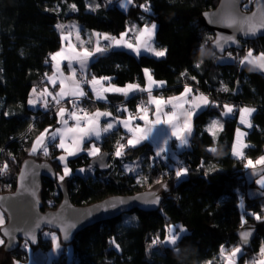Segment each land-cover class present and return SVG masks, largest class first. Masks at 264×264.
<instances>
[{
	"label": "trees",
	"instance_id": "trees-1",
	"mask_svg": "<svg viewBox=\"0 0 264 264\" xmlns=\"http://www.w3.org/2000/svg\"><path fill=\"white\" fill-rule=\"evenodd\" d=\"M117 1L0 0V165L5 161L8 163L7 173L0 175V192L15 188L21 164L29 157L49 160L56 173L62 174V164L56 159L59 150L53 144L49 145L50 155L47 157L42 153L30 155L29 152L39 132L57 122L55 110L28 104L33 87L42 85L45 74L52 71L49 54L61 45L56 24L75 19L85 29L118 34L130 20L137 25L155 22V39L159 46L169 51L188 47L177 63L148 53L138 57L125 48H115L97 56L90 64L88 75L109 76L118 85L129 82L143 85L146 82L143 69L149 68L155 78L166 81L167 85L161 91L163 94L180 93L189 84L207 94L220 107L205 109L195 121L191 145L175 157H156L149 142L126 147L125 154L116 157L117 141L124 142L125 139L118 128L100 142L101 151L111 153L105 169L95 168L91 164L92 157L81 153L70 158L68 165L72 171L82 167L84 172H72L63 183L56 178H43L39 195L46 205L49 200L55 201L56 206L61 202L59 184L67 188L75 204H88L112 194L147 189L158 190L163 196L157 210L127 212L132 215L130 222L123 221L124 213L82 229L69 243L71 255L65 250L69 244L61 240L63 248L54 264H225V258L220 254L221 245L226 251L240 245L243 252L237 262L249 264L260 245L264 244V226L249 247L241 245L235 232L242 226V218L247 222L264 221L256 220L253 215L264 217V196L248 198L249 185L244 175L248 169L246 160L256 159L264 152V73L250 72L246 66H240L238 60L250 47L256 52H264V36L257 40H243L242 50L233 48L219 54L207 39L214 38V32L207 29L200 18L203 11L214 8L219 0H148L151 9L148 12L139 7L145 0H134L127 10ZM89 3L101 6L91 11L87 7ZM71 4H75L78 10H70L68 6ZM250 6L243 9L249 10ZM201 45L208 54L201 53ZM229 52L237 59H228ZM201 61L197 68L195 65ZM184 72L186 75L181 76ZM193 76L195 80H192ZM223 86H227L228 91H223ZM137 98L125 100L122 95L115 96L117 102L130 105H134ZM227 103L237 110L241 106L256 109L251 116L252 130L246 137L250 145L245 148L246 159L235 157L232 145L236 128L245 132L248 128L240 124L237 110L229 116L221 115L223 105ZM5 112L10 115L5 116ZM215 117L220 118L224 127L214 141L207 129ZM213 145L218 149L216 153L207 150ZM136 158H140V165L135 171H126V164ZM179 165L189 171L177 179L175 169ZM110 184L115 188L111 189ZM253 185H257L256 182ZM241 201H244L243 211L239 206ZM169 225L175 226L177 231L180 226L186 229L177 245H152L157 236L164 239ZM113 238L119 249L111 242ZM51 242L52 238L44 236L43 232L37 245L28 244L26 248L25 240H22L15 250L7 252H3V246H0V264L25 260L29 247L46 249Z\"/></svg>",
	"mask_w": 264,
	"mask_h": 264
},
{
	"label": "snow or ice",
	"instance_id": "snow-or-ice-1",
	"mask_svg": "<svg viewBox=\"0 0 264 264\" xmlns=\"http://www.w3.org/2000/svg\"><path fill=\"white\" fill-rule=\"evenodd\" d=\"M134 0H121V7L127 9L129 5H132ZM241 0H229L228 3V11L223 16L214 17L211 22L212 23H221L226 25L227 27L236 28L238 31H243L245 36H256L257 34L264 33V0H247L246 3L243 4V7L246 9L250 4L255 6V10L251 12V15H244L240 12ZM100 4H92L89 3L87 5L88 9L91 11H95L99 8ZM70 10L77 11V6L75 4H71L68 6ZM145 12L150 11V5L148 0H145L144 4L139 5ZM57 11L59 9H56ZM204 16L208 17L209 13H204ZM57 30L61 33L62 47L60 50L55 53H50V61L53 65V73L49 76L47 73L45 74L48 82L55 86L59 83V91H50L47 87L42 90H39L34 86L32 92L30 94V98L28 100V104L35 106L39 101H42V106L45 109L49 108V100L48 97H51V101L58 107V111L56 113L58 117V123L61 125L54 130H51V126L46 128L36 139L33 141L32 147L29 150L30 155H35L37 153H42L45 157L49 156V143H53L55 147L62 150V154L56 159L61 162L62 174L53 173L55 178L63 183L64 180L71 176L72 169L68 167V157L75 156L81 151H86L88 155L97 158L103 155L101 153V149L97 146L93 140L99 141L102 137V134L110 132L112 129L116 127L117 124H123L125 128L128 129L132 135L127 139V143H121L117 141L114 155L116 157H122L125 154L126 147H135L141 141L149 139L150 135L156 131L160 132L157 126L165 125L171 129V136L168 137L167 133L164 135L167 137L163 140L164 145L168 144V140L171 138H175L178 141L179 147H187L189 145V138L192 134V117L197 114L198 110H203L206 107L214 106L220 107L216 101L210 100L208 96H205L203 93H199L198 95H192V87L190 85H185L183 92L179 96L169 97L165 100L162 97H155L152 95L153 87H162L166 82L164 81H156L152 75V71L149 68H144L143 72L147 80V85L145 87H141L137 83H128L124 87H118L111 83V77H99L92 75L91 79L88 78L85 70L87 68V64L90 58L95 53L105 52L110 48L114 47H126L130 51H132L136 56H141L143 53H149L157 58H161L166 56L167 48H157L154 44L155 31L157 28V24L155 22L145 23L142 28H138L136 25H132L125 32H122L119 37L111 36L107 33H92V36L96 38L95 47L89 50V48L85 47V41L81 40L80 37V28L76 24L64 25L57 24ZM75 33V39L79 42V48H77L76 44L72 43L71 37ZM129 33L133 34V38L129 39ZM217 49L220 51L224 50V45L228 43H235L239 45V41L236 40L235 35L224 36L222 34H217L215 39L212 37H208ZM105 40L108 41L106 47L100 46V41ZM134 41V42H133ZM64 42H67L66 45ZM207 42V41H206ZM91 43V40L88 41ZM201 53L204 51V46L201 45ZM228 59L235 60L237 57H234L231 52L228 53ZM67 61V67L69 69L68 75L62 71V62ZM49 61H46L48 63ZM79 65V71L76 67L73 66V63ZM197 63L195 66L197 68L200 67V63ZM240 66L247 67L250 72H261L264 73V52H259L258 54H254L253 49H248L246 54L243 57H240L238 60ZM2 71V69H0ZM186 72L181 73V76H185ZM79 77V78H78ZM196 77H192V80H195ZM87 84L91 87L93 92V96L96 100H106V93L114 92L121 93L125 97L129 94L135 92H147L148 93V105H155V120L149 121L146 113L148 112V107L144 104L138 106L137 111L141 113H145V115H141L139 118L145 121L147 127L141 128L139 125L135 127L131 126V121L134 117L130 114L127 118L120 120L119 117H113L112 121L108 122L104 126L100 125V117H112L113 114L108 111L101 112L97 109L95 112L89 113L86 109H83L79 106V102L81 99L87 97V92L84 91L83 85ZM107 85V86H105ZM223 91H228L227 86H223ZM191 97V98H189ZM67 101L71 104V110L69 108L61 106L62 103ZM171 106V111L165 112L163 108L165 106ZM187 105V107H185ZM180 109L183 111L185 119L181 124L179 118L176 115L177 110ZM127 111V109H124ZM236 107L231 104H224L223 111L221 112L222 116H229L236 111ZM119 111V109H117ZM240 113V124L245 125L247 128H252L253 125L251 123L250 117L253 112L256 111L255 108L250 107H241L238 109ZM5 116L10 115V113L5 112ZM69 120L74 121L72 125H69ZM223 124L219 119H213L209 126L208 131L212 134L213 140L218 136L220 132L223 131ZM32 126H29L31 130ZM247 135V132L242 131L240 127L236 128V139L234 144L232 145V153L240 158H245L243 149L250 147V145L244 142V137ZM59 139V143L55 144L54 142ZM124 138L121 137V140ZM85 142H90V146L85 148ZM158 151L156 152V157L167 156L169 149L167 147H162L160 144H157ZM211 153H216L218 151L215 145L209 147L207 149ZM2 151V150H0ZM11 155V154H9ZM14 159V157H13ZM27 163V162H26ZM257 165H264V156L253 161L252 159H247L245 164L246 168L255 169ZM107 166V165H102ZM43 167H48L44 165ZM125 170L132 172L135 171V168L126 165ZM8 171V163L5 161L3 165H0V175L6 174ZM80 172H84L85 169H79ZM188 168L182 165H179L175 169V177L177 179L182 178L188 174ZM138 183L141 181L138 180ZM157 183H161V181H157ZM258 184L264 186V176L261 177L260 180L257 181ZM164 188L167 185H163ZM33 196H36L35 188H33L32 193ZM151 199H146V203L157 204L159 203L160 197L155 193H151ZM2 199V198H0ZM137 199H141V197H137ZM125 201L123 199L107 201L104 204L97 206L95 209L90 210L87 215H92L94 211L100 210H108L110 208H115L117 205L124 204ZM256 220L264 219L258 214L253 213ZM47 223L54 224L55 220H48ZM247 221L242 218V227L246 224ZM36 227H39V222L36 223ZM76 227V223H65L63 226V231L67 235L68 229ZM24 229H19L15 225L6 226V220L3 212H0V246H4L6 244L5 237L7 238L8 246H11L15 240V232L23 231ZM167 234L164 236V239L161 240L159 236L152 240V245H168L171 247H175L177 242L181 239L182 234L186 232V229L183 226L179 227V230H176L175 226H167L166 228ZM25 234L29 236L32 243H35V236L32 235L31 231H26ZM47 235V234H46ZM241 242L246 243L248 237L251 235L249 231L241 232ZM51 238L54 242V246L59 248L58 238L53 233L51 234ZM117 249H119V245L116 244L115 239L111 241ZM29 244V240L25 241V247L27 248ZM178 251V248L176 249ZM261 255L264 256V247L260 250ZM242 253V248L240 246H236L232 248L230 251H226L223 245L220 246V254L222 258H226L227 264H236V260L238 258V254ZM14 264H19V261H15ZM211 264V262H209ZM259 264H264V260H261Z\"/></svg>",
	"mask_w": 264,
	"mask_h": 264
},
{
	"label": "water",
	"instance_id": "water-1",
	"mask_svg": "<svg viewBox=\"0 0 264 264\" xmlns=\"http://www.w3.org/2000/svg\"><path fill=\"white\" fill-rule=\"evenodd\" d=\"M247 0H241L240 12L244 15H251V12L255 10V6L251 4L249 10L243 9V4ZM229 0H219L218 4L211 9L203 11L201 14V21L204 26L214 32V38L217 34L224 36L235 35L239 45L235 43H228L224 45V50L220 51L211 42V47L219 54H224L230 49H244L243 40H257L264 36V33L257 34L256 36H245L243 31H238L236 28L227 27L221 23H212L211 20L217 16H223L228 11ZM204 13H209V16H204ZM102 156L91 158V164L95 168L105 169L111 160V153L104 150L101 151ZM27 162V163H26ZM47 165L48 167H43ZM107 165V166H102ZM53 173L56 170L53 164L49 160L36 159L29 157L25 159L19 169L16 186L11 191L0 192V207L7 213L6 226L15 225L23 231L15 232V240L11 246L7 244V238L5 237L6 244L3 246V252L15 250L21 243L22 240H29V244L37 245L39 237L45 229H50L57 232L61 240L69 244L71 243L76 234L82 229L89 227L99 221L112 219L120 216L124 213L130 212L131 210L138 209L142 211H154L161 207L163 200L162 193L158 190H142L135 193L129 194H112L98 201L88 204H75L70 198L69 191L63 184H59V190L62 192V200L56 208L44 209L45 205L39 195L42 187L43 178L55 179ZM245 178L248 183L247 196L250 199H256L264 196V189L260 185H253L257 182V179L264 176V165H257L255 169H246ZM35 188L36 196H33L32 190ZM151 193H155L160 197L159 203L151 204L146 203V199H151ZM141 197V199H137ZM123 199L124 204L117 205L115 208L108 210H100L92 212V215H87L90 210L95 209L97 206L104 204L107 201ZM48 220H55L54 224L47 223ZM39 222V227H36V223ZM65 223H76V227L68 229L67 235L62 230ZM264 226L263 222H247L236 230L235 234L238 237L243 247H249L252 245L258 230ZM26 231H31L32 235L35 236V243H32L29 236L25 234ZM249 231L251 235L248 237L246 243L241 242V232Z\"/></svg>",
	"mask_w": 264,
	"mask_h": 264
},
{
	"label": "crops",
	"instance_id": "crops-1",
	"mask_svg": "<svg viewBox=\"0 0 264 264\" xmlns=\"http://www.w3.org/2000/svg\"><path fill=\"white\" fill-rule=\"evenodd\" d=\"M130 6L131 5H129L128 8ZM71 24L72 23L67 22V25H71ZM76 25L80 28V37H81V40H83V41L86 42L84 44V46L87 47V48H89V50H91L92 48L95 47V40H96V38L94 36H92V33H102V34L103 33H107V34H109L111 36L119 37V35L122 32H125L126 29H128L132 25H136L138 28H142L145 24H143V25H137L135 22H133L132 20H130V21H128L126 28L123 31L119 32L118 34H113V33L104 32V31H98V30H94V29L93 30H91V29H85L81 24H76ZM128 38L129 39H132L133 38V34L132 33H129V37ZM71 40H72V43L73 44H76L77 45V48H79V42L75 39V33H73V36L71 37ZM89 40H91V43H88ZM66 43L67 42H64L65 45H66ZM107 44H108V41H105V40H101L100 41V46L101 47H106ZM154 44H155V47H157V48H164V47H161V46L158 45L155 37H154ZM61 47H62V40H61L60 47L56 51L60 50ZM115 48H125V49H127L126 47H114V48L108 49L105 52L95 53L90 58V60H89V62L87 64V68L85 70L86 74L87 75L89 74L90 64H91V62L97 56H99L101 54H104V53H106V52H108V51H110L112 49H115ZM187 49H188L187 46H181L177 50H172V51H169L168 50L166 56H164V57L167 58L172 63H177L182 58V56L184 55V53L186 52ZM127 50H129V49H127ZM56 51H54V53ZM73 66L76 67L77 70L79 71V65L78 64H76L74 62L73 63ZM61 67H62V71L65 73V75H68L69 69L67 67V61H63ZM52 73H53V65H52V71L48 75L51 76ZM91 76L92 75H88L89 79H91ZM94 76H96L97 78H99V77H109V76H104V75H101V76L94 75ZM154 79L156 81H164V82H166L164 79H158V78H155V77H154ZM111 83L113 85L118 86V87H124L126 84H128V83H126L124 85H118V84L114 83L112 80H111ZM129 83H136V82H129ZM137 84H139V83H137ZM139 85L142 88L145 87L147 85V80H146L145 84H143V85L139 84ZM166 85H167V83H165L162 87H153V89H152V95L155 96V97H162L165 100H167L169 97L179 96L183 92V90H184V88H183V90L180 93L173 94V95H165L161 91H162V89H164L166 87ZM187 85H189V84H187ZM105 86H107V85H105ZM190 86L192 87V95H198L199 93H203L205 96H207V94H205L204 92L199 91V90H196L192 85H190ZM45 87H47L50 91H53V92L59 91V83H57L55 86H53L52 84H50L48 82L47 78H46V80L44 81V83L42 85H40L39 87H37V89L39 91V90L44 89ZM83 88H84V91L87 92L88 95H87V97L81 99V101L79 102V106L80 107H81V105L86 106V108L88 107L89 109L87 108V111L89 113L95 112L97 109H99L101 112L108 111V112H111L113 114L112 117H103V116L100 117V125L101 126H104L108 122L112 121L113 117H119L120 120H123V119L127 118L131 114L134 117V119H132V121H131V126L132 127H135L136 125H139L141 128L147 127V125L145 124V121L139 118L141 115H145V113H141V112H138L137 111L138 106L141 105V104L135 103L134 105H130V104H127V103H124L123 102L121 105L118 106L117 105V101L115 99V96H118V95H122L123 98H125V100L130 99V98L135 97V96L138 97V96L144 95L146 97L147 101H148V93L147 92H135V93L129 94L127 97H125L121 93L109 92V93H106L105 94L107 96V99L106 100H96L94 98V96H93V92H92L91 87L89 85H83ZM189 98H191V97H189ZM48 100H49V102H52L51 101V97H48ZM42 103H43L42 101H39L34 107L42 106ZM95 103H99L101 105L100 106H97L95 108H92L91 105L92 104H95ZM144 105L148 107V112L146 113V115H147L149 121H154L155 120V115H154V113H155V105H148L147 102ZM30 106H32V105H30ZM61 106L66 107V108H69V110H71V104L68 103L67 101H65L64 103H62ZM185 107H187V105H185ZM125 108L127 109V111L124 110ZM206 108H204L203 110H198L197 114L192 117V121H191V123H192V134H191V137L189 138V145L187 147H179L178 146V141L175 138L169 139L168 140V144L167 145H164L163 140L165 138H167L164 134L167 133V136L168 137L171 136V129L168 128L165 125L157 126L159 129H161V131L160 132L154 131L150 135V138L149 139L143 140V141H141V143H143V142H149V143H151L152 146H153L155 155H156V152L158 151L157 144H160L162 147H167L169 149L168 155L166 157H175V156H177V154H179V152H181L182 150L188 148L191 145L192 136H193L194 130H195V121L203 115V113H204V111H205ZM117 109H119V111H117ZM57 111H58V107L55 108V111H54V114L55 115H56ZM163 111H165V112L171 111V106L170 105L169 106H165L163 108ZM176 115L179 118L180 123L182 124L183 123V120L185 119L184 114H183V111L180 110V109H178L177 112H176ZM56 117H57V115H56ZM57 121H58V117H57ZM73 123H74V121L69 120V125H72ZM60 126L61 125L58 122H56V124L53 127H51V130H54L55 128H58ZM118 128L121 129L122 135L125 136L124 142H122V141H120V142L126 144L127 143V139L132 135V133H130L128 131V129L123 126V124H117L116 127L114 129H112L110 132H112V131H114L115 129H118ZM45 129L46 128H44L43 130H41L39 132V134L42 133ZM110 132L102 134V137H101V139L99 141L93 140L92 142H95L97 144V146L101 149L100 142ZM39 134L37 136H39ZM36 137H35V139H36ZM54 143L55 144H58L59 143V139H57ZM141 143H139V144H141ZM32 144H33V142H32ZM50 144H53V143H49V145ZM89 146H90V142H85L84 147L87 148ZM31 147H32V145H31ZM58 150H59L58 156H60L62 154V150L59 149V148H58ZM81 153H86L87 154L86 151H81L77 155H79ZM77 155H75V156H77ZM75 156L68 157V160L70 158H72V157H75ZM88 156L89 157H92L90 155H88ZM166 157L165 156H162V158H166ZM68 167H69V165H68ZM62 168H63V166H62ZM79 169H83V168L82 167H78L76 169V171H72V172H80ZM0 212H3L4 213L5 220L7 222V219H8L7 218V214H5V211L1 207H0ZM53 233L58 238V243L60 245L59 248H56L54 246L53 240L51 242V246L49 248H46V249L45 248H42V247H37V248H31V247H29L28 248V251H27L28 252L27 253V258L25 260H14L12 264H14L15 261H19V264H54L55 258L58 257V255L60 254V252H61V250H62L63 247H62L60 235L58 233H55V232H52L51 233L50 231L45 230L44 231V236H50L51 237V234H53ZM0 235H2V233H0ZM252 258H253L252 260H254V263L255 264H259V262L261 260H264V256H262V255L260 256V253L257 254V256L254 255ZM236 262H237V260H236ZM226 263H227V260L225 258V264ZM237 264H239V263L237 262ZM243 264H245V262Z\"/></svg>",
	"mask_w": 264,
	"mask_h": 264
},
{
	"label": "rangeland",
	"instance_id": "rangeland-1",
	"mask_svg": "<svg viewBox=\"0 0 264 264\" xmlns=\"http://www.w3.org/2000/svg\"><path fill=\"white\" fill-rule=\"evenodd\" d=\"M117 3H118V5L120 6L121 5V0H118L117 1ZM67 22H69V23H72V24H80L78 21H76L75 19H66V20H62V21H59L58 23L59 24H64V25H66L67 26ZM57 23V24H58ZM56 24V25H57ZM155 33H156V31H155ZM251 49H253L254 50V48H252V47H250ZM250 48H247L246 49V51H245V54H246V52H247V50L248 49H250ZM259 52H256L255 50H254V54H258ZM245 54H243V56L245 55ZM152 55V54H151ZM243 56H241V57H243ZM228 104V103H227ZM223 111V110H222ZM214 119H219L220 120V118H218V117H215ZM213 120V119H212ZM211 120V121H212ZM210 124V123H209ZM209 126V125H208ZM178 155V154H177ZM261 156H264V152L258 157V158H260ZM258 158H256V159H258ZM139 159L140 158H136V159H134L133 161H131V162H129V163H127L126 165H130V166H132V167H134V168H137L139 165H140V161H139ZM248 159H252L253 161H255L256 159L255 158H248ZM246 162H247V160H246ZM88 169H90V171L92 170V168L91 167H88ZM258 180H260L259 178L257 179V181ZM258 185H260V186H262L261 184H258ZM109 187L111 188V189H114L115 187L113 186V185H109ZM244 201H241L240 202V209L243 211L244 210V203H243ZM261 215H263V213L261 214ZM132 220V215H130L129 213H125L124 215H123V221L124 222H130ZM184 228V227H183ZM240 246V245H239ZM241 247V246H240ZM262 247H264V244H261L260 245V250H261V248ZM242 248V247H241ZM66 250V252H67V254L68 255H71V250H72V246H71V244H69L68 245V247L65 249ZM260 250L256 253V255L255 256H257V254H259L260 253V256H261V252H260ZM242 252H243V249H242ZM241 254V253H240ZM240 254H238V257H239V255ZM253 258H251V260H249V264H255L254 263V260H252ZM237 260H238V258H237ZM227 264V263H226ZM236 264H237V262H236Z\"/></svg>",
	"mask_w": 264,
	"mask_h": 264
},
{
	"label": "built area",
	"instance_id": "built-area-1",
	"mask_svg": "<svg viewBox=\"0 0 264 264\" xmlns=\"http://www.w3.org/2000/svg\"><path fill=\"white\" fill-rule=\"evenodd\" d=\"M79 78V77H78ZM89 78V77H88ZM84 85H87V84H84ZM146 102H147V99H146V97L144 96V95H141V96H138V98H137V100H136V103H139V104H146ZM123 102L122 101H118L117 102V105L119 106V105H121ZM57 106L54 104V102H49V108H48V110H55V108H56ZM241 107H244V106H241ZM241 107H239V108H241ZM81 108H83V109H86L87 110V108H86V106H83V105H81ZM89 109V108H88ZM237 115H238V120L240 121V113H239V111L237 110ZM252 116V115H251ZM250 120H251V117H250ZM251 130H252V128H248L247 129V135L244 137V142L246 143V144H248V142H247V139H246V137L248 136V133H250L251 132ZM235 142V141H234ZM234 144V143H233ZM243 151H244V153H245V149H243ZM235 157H238V156H236V155H234ZM238 158H240V157H238ZM56 205V202L55 201H52V200H49L48 202H47V205H46V207L47 208H52V207H54ZM51 233L52 232H55V231H53V230H51L50 231ZM55 233H57V232H55Z\"/></svg>",
	"mask_w": 264,
	"mask_h": 264
},
{
	"label": "flooded vegetation",
	"instance_id": "flooded-vegetation-1",
	"mask_svg": "<svg viewBox=\"0 0 264 264\" xmlns=\"http://www.w3.org/2000/svg\"><path fill=\"white\" fill-rule=\"evenodd\" d=\"M261 177H262V176H261ZM261 177H259V179H260ZM256 184L258 185L257 182H256ZM261 187H262V186H261ZM44 205H45V208H44V209H51V208H47V207H46V204H44ZM56 207H57V206L55 205V206L52 207V208H56ZM45 230H47V231H51V230H49V229H45ZM45 230H44V231H45ZM44 231H43V232H44ZM43 232H42V233H43ZM42 233H41V234H42Z\"/></svg>",
	"mask_w": 264,
	"mask_h": 264
},
{
	"label": "clouds",
	"instance_id": "clouds-1",
	"mask_svg": "<svg viewBox=\"0 0 264 264\" xmlns=\"http://www.w3.org/2000/svg\"><path fill=\"white\" fill-rule=\"evenodd\" d=\"M202 54H208V53H204V51H203V53ZM50 230V229H49Z\"/></svg>",
	"mask_w": 264,
	"mask_h": 264
}]
</instances>
